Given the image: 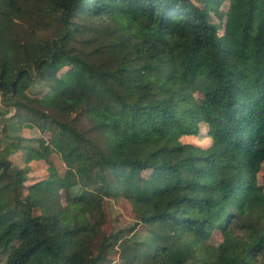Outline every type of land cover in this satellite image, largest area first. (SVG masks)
Returning <instances> with one entry per match:
<instances>
[{"label": "trees", "instance_id": "obj_1", "mask_svg": "<svg viewBox=\"0 0 264 264\" xmlns=\"http://www.w3.org/2000/svg\"><path fill=\"white\" fill-rule=\"evenodd\" d=\"M24 112L58 130L33 156L65 147L77 183L64 200L50 166L25 188L0 159V264H97L88 187L139 216L128 264H264V0H228L222 34L194 0H0V143L20 147ZM201 124L208 147L181 141Z\"/></svg>", "mask_w": 264, "mask_h": 264}, {"label": "rangeland", "instance_id": "obj_2", "mask_svg": "<svg viewBox=\"0 0 264 264\" xmlns=\"http://www.w3.org/2000/svg\"><path fill=\"white\" fill-rule=\"evenodd\" d=\"M194 1L199 2L201 10L208 17L211 24L219 34H222L227 17L228 0ZM72 70V65L66 58L58 57L56 60V72L59 78L66 79L71 75ZM7 78L8 75H6L5 80ZM27 93L34 98H48L52 95L51 91L46 89L41 90V86L38 85L28 90ZM196 96L197 102L201 103L202 95L197 93ZM13 113L14 110L12 109ZM12 114H6L4 117L8 118ZM20 116L23 126L20 127V125H17L20 129L15 132V137L22 139L20 147L8 145L6 142L0 143V159L9 160L14 168H21L24 171L25 179L22 180L21 186L25 188L35 182L45 180L51 174L50 166H52L56 174L65 179V184L61 190L65 200L67 188L77 183L75 172L77 167L76 162L73 159L68 161L64 160L66 153L65 147H62V150L58 152L50 154L47 161L33 156L34 152L32 148L34 147V142L32 143L31 139L36 140L41 138L48 144L58 130L55 125L44 124L42 122L39 126L37 116L31 113L24 112ZM3 122V120L0 121V125ZM207 131V126L201 124L200 132L196 137H182L181 141L183 143L208 147L211 144V138L208 136ZM11 135H14V133H11ZM2 139L5 140L3 137ZM95 174L93 173L92 175L94 180L96 179ZM105 174L109 175V172L105 170ZM257 183L262 187L264 193V163H262L257 174ZM84 192L88 195L91 204L87 210L89 221L93 223L103 213L104 223L101 226L100 236L109 238L107 247L97 264H128L126 260L121 258L122 254L124 253L126 256H130L132 254L130 248H134V243L146 238V235H144V226L140 223L139 216L133 213L130 204L124 199L101 196L93 187H88ZM25 193L26 190H22V196ZM262 225L264 226V217L262 218ZM221 241L222 236L216 232L208 240L207 244L215 247ZM133 264H137V261L133 262Z\"/></svg>", "mask_w": 264, "mask_h": 264}]
</instances>
